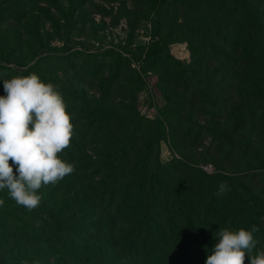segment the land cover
I'll return each instance as SVG.
<instances>
[{
  "label": "rangeland",
  "instance_id": "1",
  "mask_svg": "<svg viewBox=\"0 0 264 264\" xmlns=\"http://www.w3.org/2000/svg\"><path fill=\"white\" fill-rule=\"evenodd\" d=\"M229 5L227 1L223 9L228 11ZM249 5L257 12L262 31L257 37L248 33L245 41L228 40L246 47L248 54L264 57V0H251ZM147 19V0H0V96L5 95L4 80L33 73L56 86L73 124L70 147L60 156L75 169L57 184L42 186L37 192L40 206L31 211L17 205L7 189L0 190L4 201L0 211L11 215L5 223L8 231L43 238L50 233L45 214L81 211L84 218L76 224L74 240L80 264H137V257L147 264L155 259L158 241L173 251L188 242L187 227L202 237L213 223L239 224L251 217L248 211L238 217L234 210L238 200L253 196L264 203V90L258 80L257 90H252L247 79L230 77L234 70L220 72L218 63L210 61L205 78L214 102H228L223 111L211 114L207 103L200 102L202 90L178 78L169 86L167 106L157 68L146 59L153 33ZM181 19L183 13L165 24L162 36L171 31L166 38L169 56L187 64L191 54L177 34ZM33 64L36 69L26 75ZM165 105L169 114L160 117ZM156 118L165 122V132L171 121L180 126L175 146L169 137L159 143V162L167 167L164 194L151 177L139 191L141 178L134 166L136 155L140 157L156 134L150 122ZM175 148L180 153L173 156ZM193 167L208 178L200 182L193 177L188 169ZM221 182L235 198L222 195L207 216L191 206L190 194L219 189ZM109 191L119 192L125 206L116 212L115 201L101 216V205H109L111 199ZM158 204L165 213L154 209ZM20 217L32 222L31 229ZM225 222L215 227L213 236L225 229ZM146 230L150 237L144 235ZM20 257L13 254L17 263L26 264ZM166 264L176 261L169 258Z\"/></svg>",
  "mask_w": 264,
  "mask_h": 264
},
{
  "label": "trees",
  "instance_id": "2",
  "mask_svg": "<svg viewBox=\"0 0 264 264\" xmlns=\"http://www.w3.org/2000/svg\"><path fill=\"white\" fill-rule=\"evenodd\" d=\"M227 1L230 2L229 10L223 9L224 5H227ZM251 0H147L148 3V23L152 28V45L148 54L146 55L148 60L152 61L153 66L157 68V76L159 78L158 85L159 90L166 98L171 106V101L168 96L170 91V84H172L175 78L186 82V84H192L194 88L201 91V103L206 102L210 107L211 114L216 115L223 111L222 107L228 105L227 101H222L221 105L219 101L214 102L212 97L214 93H210V87L207 79L205 78V72L209 71L208 63L210 61L218 63L220 72L222 70H234L230 75L245 78L248 80V84L252 90H257L255 82L258 80L260 84V91L264 90V57L263 55L248 54L246 47H241L234 41H229L228 38L233 37L243 39L248 38V33H256V37L259 35L257 32L259 29L262 31V27L259 22L257 12L250 7L249 2ZM183 13V19L177 25V34L181 40L187 44L188 50L191 54V61L184 64L169 56L168 43L166 38L171 35V31L167 32V37L162 36V30L166 27L165 24L169 23L173 17ZM235 20V22H234ZM177 21V20H176ZM242 23L241 26L239 23ZM225 34V36H222ZM180 40V39H179ZM256 50V49H255ZM43 52H51L47 49H43ZM17 62V61H16ZM20 64V63H19ZM207 66V71H206ZM0 64V70L2 69ZM36 69V64L30 66L26 71V75ZM229 70V71H230ZM17 73H22L20 70L13 69ZM24 73V71H23ZM22 73V74H23ZM177 76V77H175ZM236 78V77H235ZM137 83H141V79L137 78ZM259 90V89H258ZM264 94V93H263ZM264 96V95H263ZM218 104L221 106L219 107ZM166 105L163 106V110L160 112V117L169 114L170 108ZM233 106V105H232ZM219 107V108H218ZM170 116V115H169ZM172 114L170 118H174ZM153 124L155 136L152 141H148L145 147L142 149L141 155L135 157L134 166L139 171L140 182L138 183V190L144 191L143 183L147 177H151L155 181L159 190L166 192L164 174L167 172V167L160 164L158 158V150L160 141L169 137L171 143L175 146L177 143L178 130L180 128L179 123L169 122V130L165 132V122L156 118L150 121ZM149 122V123H150ZM216 133V132H215ZM156 147V155L153 157L154 145ZM152 144V149H151ZM175 152L180 153L177 148L173 150V156ZM122 158V157H121ZM193 177H196L200 182L205 181L208 178L198 168H188ZM152 170V174L148 175V172ZM218 188L211 187L208 190L203 191L197 196L189 195V202L191 206L198 207L201 212L207 216L212 210V207L218 202L220 203L221 196L215 195ZM233 196L231 192L227 191L225 194ZM110 195L109 205H101L100 215L102 216L103 210H109L113 208V204L116 201V212L120 208L125 206L123 199H120V193L112 191L108 193ZM232 202V201H230ZM102 203V202H101ZM154 209L160 213H165V209L161 205L154 206ZM241 214L248 211L251 215L247 220L242 223H226L220 221L219 224L213 223L204 235H197L189 230V238L187 243L174 246V250L170 251L164 241H158L155 247V259H151L147 264H166L169 258L176 261V264H205V261L209 255L212 254V250L215 244L219 240V235L213 236L212 232L215 227H218L223 222L226 223L227 229L231 231H238L240 228L250 231L252 226L255 225L259 228V231L253 233L254 239L258 242L256 250H264V222L261 220L264 218V203L257 201L255 197H250L246 202L238 200L235 205V209ZM239 211V212H238ZM47 217V225L49 224L50 233L46 237H39L35 235H27L21 231H8L6 227V219L10 218V213L0 211V264H6L8 259L11 264H19L13 258V254H20V259L26 264H80L79 255L75 253L74 248L77 240L76 224L79 220L83 219L82 212H75L73 210L65 211L64 213H58L57 215L45 214ZM165 216V214H164ZM33 214H30L28 219H32ZM25 222L20 217V222L23 225L31 229V223ZM147 229V228H146ZM32 234H34L32 232ZM149 231L145 232V236L150 237ZM203 238V239H202ZM178 239V238H177ZM146 243V238L143 240ZM153 246V245H152ZM172 255V257H170ZM138 257L135 260L137 264H143L138 261ZM245 264H249L247 257L245 258Z\"/></svg>",
  "mask_w": 264,
  "mask_h": 264
},
{
  "label": "clouds",
  "instance_id": "3",
  "mask_svg": "<svg viewBox=\"0 0 264 264\" xmlns=\"http://www.w3.org/2000/svg\"><path fill=\"white\" fill-rule=\"evenodd\" d=\"M0 96V190L7 189L17 205L29 211L40 206L37 195L42 186L55 185L74 172V165L60 153L70 147L73 135L71 116L66 104L51 83H44L33 73L3 81ZM11 161V164H10ZM16 166L14 174L13 166ZM229 190L221 182L217 196ZM4 201L0 199V206ZM251 230H219V240L205 264H264V250L256 249Z\"/></svg>",
  "mask_w": 264,
  "mask_h": 264
}]
</instances>
